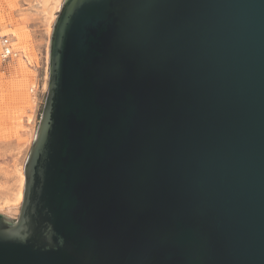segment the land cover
<instances>
[{
    "label": "water",
    "instance_id": "obj_1",
    "mask_svg": "<svg viewBox=\"0 0 264 264\" xmlns=\"http://www.w3.org/2000/svg\"><path fill=\"white\" fill-rule=\"evenodd\" d=\"M0 264H264V0H65Z\"/></svg>",
    "mask_w": 264,
    "mask_h": 264
},
{
    "label": "rangeland",
    "instance_id": "obj_2",
    "mask_svg": "<svg viewBox=\"0 0 264 264\" xmlns=\"http://www.w3.org/2000/svg\"><path fill=\"white\" fill-rule=\"evenodd\" d=\"M41 5L42 0H0L2 33L13 37L15 49L28 56L31 63L20 59L7 66L0 61V208L9 202L14 204L22 190V175L48 93L55 23V19L51 23V16L57 18L59 11ZM0 214L13 221L19 215Z\"/></svg>",
    "mask_w": 264,
    "mask_h": 264
},
{
    "label": "built area",
    "instance_id": "obj_3",
    "mask_svg": "<svg viewBox=\"0 0 264 264\" xmlns=\"http://www.w3.org/2000/svg\"><path fill=\"white\" fill-rule=\"evenodd\" d=\"M2 32L0 26V61L3 64L9 65L17 63L20 59H23L27 65H31L28 56H25L21 51L15 49L13 37L8 34L5 35ZM31 92L33 93L34 89Z\"/></svg>",
    "mask_w": 264,
    "mask_h": 264
},
{
    "label": "bare ground",
    "instance_id": "obj_4",
    "mask_svg": "<svg viewBox=\"0 0 264 264\" xmlns=\"http://www.w3.org/2000/svg\"><path fill=\"white\" fill-rule=\"evenodd\" d=\"M62 4H63L62 3V0H42V5L41 6H43L45 9H49L51 7L52 10L60 11ZM51 18H52L51 19V23L54 21V19L56 20V16H54V15H52ZM24 182H25V178H24V175H22V180H21L22 190L20 192L18 191L19 194L17 196L16 201L13 202L14 204H9L10 203L9 202L8 205L1 207L0 208V213H3L4 212L8 216H14V215H17L19 213L20 206H21V203L23 201V187H24Z\"/></svg>",
    "mask_w": 264,
    "mask_h": 264
},
{
    "label": "crops",
    "instance_id": "obj_5",
    "mask_svg": "<svg viewBox=\"0 0 264 264\" xmlns=\"http://www.w3.org/2000/svg\"><path fill=\"white\" fill-rule=\"evenodd\" d=\"M5 65H7V64H5ZM8 66V65H7ZM31 66V65H30ZM33 67V66H32Z\"/></svg>",
    "mask_w": 264,
    "mask_h": 264
}]
</instances>
